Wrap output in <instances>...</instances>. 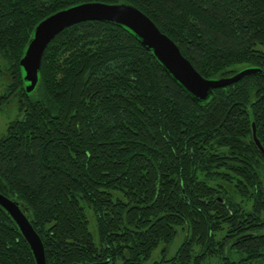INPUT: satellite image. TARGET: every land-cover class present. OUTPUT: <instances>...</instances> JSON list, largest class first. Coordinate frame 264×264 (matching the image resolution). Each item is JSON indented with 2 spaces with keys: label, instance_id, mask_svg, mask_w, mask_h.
Wrapping results in <instances>:
<instances>
[{
  "label": "trees",
  "instance_id": "16d2710c",
  "mask_svg": "<svg viewBox=\"0 0 264 264\" xmlns=\"http://www.w3.org/2000/svg\"><path fill=\"white\" fill-rule=\"evenodd\" d=\"M93 2L140 10L203 77L259 71L199 105L129 33L90 21L48 44L27 95L36 24ZM0 76L22 114L0 138V192L27 209L46 264H146L179 230L172 264H221L223 243L264 264V0H0ZM0 264H35L1 207Z\"/></svg>",
  "mask_w": 264,
  "mask_h": 264
},
{
  "label": "water",
  "instance_id": "95a60500",
  "mask_svg": "<svg viewBox=\"0 0 264 264\" xmlns=\"http://www.w3.org/2000/svg\"><path fill=\"white\" fill-rule=\"evenodd\" d=\"M90 21L109 23L129 33L151 54L160 68L199 105L206 104L212 98L214 89L259 71L257 68H245L229 76L203 77L182 56L177 45L134 6L124 3H82L55 12L34 27L18 63L22 88L27 95H31L38 87L41 60L48 44L63 30ZM252 137L260 152L264 154L263 147L255 135L254 125ZM0 207L18 227L32 252L34 263L46 264L43 243L23 204L0 192Z\"/></svg>",
  "mask_w": 264,
  "mask_h": 264
},
{
  "label": "flooded vegetation",
  "instance_id": "af4514ba",
  "mask_svg": "<svg viewBox=\"0 0 264 264\" xmlns=\"http://www.w3.org/2000/svg\"><path fill=\"white\" fill-rule=\"evenodd\" d=\"M263 186H264V179H263ZM215 199L221 203L225 202L224 199L221 198L220 196H216ZM241 213H244V215H248V213L244 212V211H242ZM179 232H181V234H182V240L174 250L172 249V251H171V244H172L171 243L167 249L166 256H164L161 254V252H160L161 248L159 246L153 250V252H152L151 256L149 257L148 261L146 262V264H172L169 262V259L175 255L178 247L184 241V238H185V232H183L182 230H179L178 233ZM252 235H253V231H247L246 230V231L237 233V236H235L234 240L237 241L239 239H243L245 237L252 236ZM228 246H229L228 243L222 244L223 250L219 252L220 258L222 261L221 264H261L262 263L261 262L262 259H261V261H258V262L255 261L254 255L256 253L254 251H248L247 249H244L243 246L241 248L240 244L236 245L235 249H232V248L230 249ZM211 263L212 264H218V259L212 258Z\"/></svg>",
  "mask_w": 264,
  "mask_h": 264
},
{
  "label": "rangeland",
  "instance_id": "374dc122",
  "mask_svg": "<svg viewBox=\"0 0 264 264\" xmlns=\"http://www.w3.org/2000/svg\"><path fill=\"white\" fill-rule=\"evenodd\" d=\"M7 85L8 77L0 76V138L5 135L9 122L22 117L18 109V95L8 94ZM90 229H94L93 223H91ZM181 240L182 234L179 232L171 244V251L178 246Z\"/></svg>",
  "mask_w": 264,
  "mask_h": 264
}]
</instances>
